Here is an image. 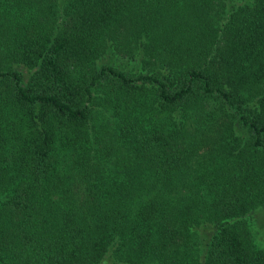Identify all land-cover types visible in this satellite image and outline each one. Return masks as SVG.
Masks as SVG:
<instances>
[{"label":"trees","instance_id":"obj_1","mask_svg":"<svg viewBox=\"0 0 264 264\" xmlns=\"http://www.w3.org/2000/svg\"><path fill=\"white\" fill-rule=\"evenodd\" d=\"M264 0H0V264H264Z\"/></svg>","mask_w":264,"mask_h":264},{"label":"rangeland","instance_id":"obj_2","mask_svg":"<svg viewBox=\"0 0 264 264\" xmlns=\"http://www.w3.org/2000/svg\"><path fill=\"white\" fill-rule=\"evenodd\" d=\"M251 225L254 231V241L259 245H264V208L258 209Z\"/></svg>","mask_w":264,"mask_h":264}]
</instances>
